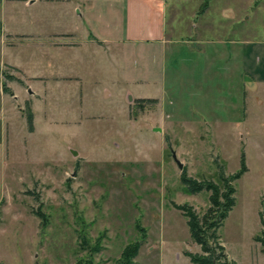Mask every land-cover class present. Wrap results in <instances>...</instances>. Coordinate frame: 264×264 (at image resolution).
I'll return each mask as SVG.
<instances>
[{
  "label": "rangeland",
  "instance_id": "1",
  "mask_svg": "<svg viewBox=\"0 0 264 264\" xmlns=\"http://www.w3.org/2000/svg\"><path fill=\"white\" fill-rule=\"evenodd\" d=\"M9 2L0 14V131L7 122L2 147L0 141V264H135L131 255L140 242V264H159L161 257L164 264H185L182 256L178 263L181 248L204 256L176 206L194 208L207 235L215 229L206 219L210 225L218 215L211 192L189 194L182 177L213 182L222 195L220 174L241 171L243 156L247 172L233 182L236 206L210 245L223 247L230 262L264 264V85L231 94L223 60L203 74V58H172L180 46L169 48L164 62L163 94L109 89L106 63L94 52L73 68L83 78L64 75L61 62L55 79L48 74L53 57L37 50L40 32L32 20L53 24L58 9ZM263 6L251 0L252 29L233 28L251 38L236 42L264 41ZM192 35L183 39L184 55L206 52ZM144 48L116 51L126 67L150 66L156 75L161 60ZM238 81L232 77L234 87ZM143 95L163 101L138 99Z\"/></svg>",
  "mask_w": 264,
  "mask_h": 264
},
{
  "label": "crops",
  "instance_id": "2",
  "mask_svg": "<svg viewBox=\"0 0 264 264\" xmlns=\"http://www.w3.org/2000/svg\"><path fill=\"white\" fill-rule=\"evenodd\" d=\"M206 1L10 0L9 3L12 6L20 5L26 10L34 9L38 5H46V7L48 5L50 8L58 9L61 17L53 24L44 25L40 23L36 25L35 20H32L33 28H36L38 33L40 32V34L34 35L38 37L39 44H41L37 50L44 55L47 51V55L53 57L54 63L58 62L60 57L58 63H53V66L48 67L49 77L55 79L61 76L60 69L57 68L61 62L64 66L63 72L67 73L64 75L69 73L70 77L75 75L83 78L73 68L76 67L77 62H80L84 54L85 56L87 54L92 56L94 52L95 55L93 53V56L98 55L103 61L102 63H106L110 75V81L106 84L109 89L123 87L131 95L144 92H154L156 95L159 94L158 92L163 94L166 91L164 62H167L168 55L172 54V52L169 54V48L180 46L179 53L173 54L172 58H179L180 55H183V59L185 58L187 62H199L201 60L197 58H203L204 64L200 69L203 74L210 71L209 64L211 62L223 60L225 66L223 74L229 79V87L231 88L229 93L231 94L240 92L243 88L246 89L247 84H254L255 87L264 85V41L236 42L238 41L237 37H242V39H250L251 37H249V31H243L242 34L233 32L235 26L236 28L247 26V29H252L247 25L250 23L247 15L251 12V0H209L208 8L203 13L202 10ZM7 2L8 0H0V14L3 4H7ZM75 11L80 19L75 15ZM258 12L264 13V6L259 8ZM253 18L254 16L250 18L251 22ZM22 21L24 24L28 22L27 19ZM260 23L257 24L261 27V32L264 33V21ZM121 29L124 30L122 37L119 35ZM192 34L197 35L199 41L196 43L200 44L201 47L205 46L206 52L199 51L193 55H184L183 39ZM60 35L63 36L58 37ZM250 36L252 35L250 34ZM121 45L148 47L142 51L153 52L157 55L162 63L159 66L160 72L158 70V74L152 75L150 66H143L142 69L137 68L136 64L127 66V70L126 59L123 57V60H120V55L116 51V48L122 47ZM123 52L127 53L124 49ZM74 56L78 58H73ZM50 64L52 65V62ZM34 72L38 75H44L41 69H35ZM190 73L189 70L186 74ZM233 76L239 77V86H233ZM240 78H243V83H241ZM74 89H78L80 92L83 90L80 87H74ZM145 96L138 97V99L159 100L160 105L163 101L162 97ZM6 123L0 131L1 147L6 139ZM259 216L263 225V215L260 213ZM141 253L140 249L138 257ZM177 253L178 263H181L180 257L182 256L185 264H194L188 256V253H191L190 250L181 248L180 253ZM138 257L135 264H140ZM163 260L164 258L161 257L159 264H164Z\"/></svg>",
  "mask_w": 264,
  "mask_h": 264
},
{
  "label": "trees",
  "instance_id": "3",
  "mask_svg": "<svg viewBox=\"0 0 264 264\" xmlns=\"http://www.w3.org/2000/svg\"><path fill=\"white\" fill-rule=\"evenodd\" d=\"M208 3L209 0L206 1L205 6L203 7V13L207 10ZM29 121L32 122L31 116L29 117ZM246 172V159L243 156L241 171L230 177H227L224 173H221L219 180L224 185V193H222V195L220 194L221 189L217 184L209 182V184L205 186V184H202L193 178H188L186 174L183 175L182 184L189 194L196 195L204 191L211 192V210L212 212L216 213V215H218L213 219L210 225L208 224L209 220L206 219V224L209 226V230L211 228L215 229L213 233L207 235L203 231V228L200 226V224L202 223V219L194 210V208L188 206H176V208L182 211L184 216L188 219V225L190 228L192 240L198 245H201L204 252V256H197L192 253H188L189 258L194 264H221V261H223L222 264H236L233 261H228L224 254L223 247L219 245L217 246V248L212 247L210 245V240L212 239L215 243L220 240L218 232L224 225V222L229 213L236 206V188L233 182L242 178V176ZM141 246L142 242L136 244L131 255L132 258L135 259L138 257ZM217 251H219L220 253L217 254Z\"/></svg>",
  "mask_w": 264,
  "mask_h": 264
},
{
  "label": "water",
  "instance_id": "4",
  "mask_svg": "<svg viewBox=\"0 0 264 264\" xmlns=\"http://www.w3.org/2000/svg\"><path fill=\"white\" fill-rule=\"evenodd\" d=\"M173 156H174V159L176 160V163L178 164V166L182 169L183 168V164L177 159V156H176L175 153L173 154Z\"/></svg>",
  "mask_w": 264,
  "mask_h": 264
}]
</instances>
